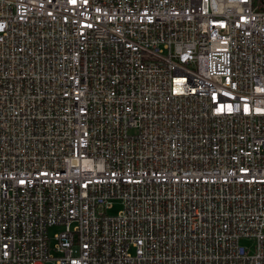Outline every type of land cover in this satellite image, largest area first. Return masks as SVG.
<instances>
[{
    "label": "built area",
    "instance_id": "built-area-1",
    "mask_svg": "<svg viewBox=\"0 0 264 264\" xmlns=\"http://www.w3.org/2000/svg\"><path fill=\"white\" fill-rule=\"evenodd\" d=\"M0 264H264V0H0Z\"/></svg>",
    "mask_w": 264,
    "mask_h": 264
},
{
    "label": "rangeland",
    "instance_id": "rangeland-1",
    "mask_svg": "<svg viewBox=\"0 0 264 264\" xmlns=\"http://www.w3.org/2000/svg\"><path fill=\"white\" fill-rule=\"evenodd\" d=\"M120 207H121V204L120 203L115 204L114 209L111 210L110 213L115 214L120 209ZM62 229H63V226L62 225H60V226H54V227H51L49 229V234H50V237H51V241H55V238H54L55 233L59 232Z\"/></svg>",
    "mask_w": 264,
    "mask_h": 264
}]
</instances>
